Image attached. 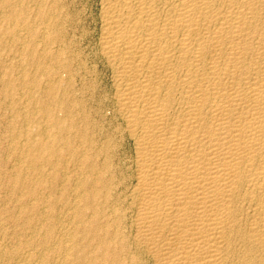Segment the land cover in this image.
<instances>
[{
  "label": "bare ground",
  "instance_id": "obj_1",
  "mask_svg": "<svg viewBox=\"0 0 264 264\" xmlns=\"http://www.w3.org/2000/svg\"><path fill=\"white\" fill-rule=\"evenodd\" d=\"M7 3L1 50L23 40ZM37 3V27L20 24L37 70L0 65V264H264V0H99L122 179L83 108L63 0ZM45 211L63 225L39 235Z\"/></svg>",
  "mask_w": 264,
  "mask_h": 264
},
{
  "label": "rangeland",
  "instance_id": "obj_2",
  "mask_svg": "<svg viewBox=\"0 0 264 264\" xmlns=\"http://www.w3.org/2000/svg\"><path fill=\"white\" fill-rule=\"evenodd\" d=\"M7 1H9V3H7ZM29 1H31V2H29ZM37 1L38 0H35V1L34 0L33 1L32 0H26V1L25 0H23V1L22 0H0V3L2 2L0 4L1 7L4 6L5 3H7V6H9L8 8L6 7L4 9L5 12L8 10H13L15 7V9H16V11H14L15 16H17L16 15L17 13H18L17 18L22 16V19L18 20L19 21L17 23V24H19L18 27H16V30L18 31L21 38L23 39L22 42H18L19 44L16 42H13L11 40V38H9L10 37L9 35H5L4 43H5L6 48L3 50L0 49V65L7 66L9 68V70H15L14 71L15 73L17 72L18 69L27 70L29 68L28 70H31V71H33V69L37 70V68H38L37 66H39V65H37V63L39 62V60H37V58H38V54L40 51V48H39L40 46H37L38 45V38L33 36V35L31 36L28 32H26L27 31L26 29H23L25 27H22L23 26L22 21H25L28 25L32 24L30 26H33L35 24L36 26L34 25V27H37L38 17H37L36 12L38 11V7H39V4L37 3ZM16 2H18V3H16ZM25 2H28V3H26V5L28 7H30L29 9L24 4ZM29 4H30V6H29ZM62 6H63L64 15L66 17L65 18L66 23H65V29H64V36H65V39L70 42V49H71V51L73 53V57L75 59L74 63H73L74 74L75 73L77 74V72L79 71L78 69H81V68H83V69H81V70H83V72L80 70L81 71L80 73L83 76L85 74V76H84L85 78L83 79V81L79 82V84L83 87V94L81 97V99L83 101V108L85 110V113L89 117L91 123L95 124L96 127L98 128V130L99 129L101 130L103 137L111 143L110 156H112L111 160H112V163L114 166V171H115L114 174H115V176L117 175L116 176L117 178L122 179L124 176H126L128 174V172H126L127 170H126V166H125V161L128 159V157L131 154V148H130V143L128 142V140L123 139L122 137H120V135L118 133H116L115 127L117 125V121L113 117V115L110 114L111 112H109V110H108L111 107V104L109 103V100H108L109 99L108 97L110 94L109 77H108V73H106L107 72L106 68L103 66L101 59L99 58V56L96 53L97 50L95 47L97 36H98V25H99L98 24L99 23L98 22L99 0H63ZM25 7L27 9H25ZM23 9H25V11ZM30 9H31V11L29 12L28 10H30ZM26 13L29 15V17L26 16L27 15ZM24 14H25V16H23ZM0 21H1V18H0ZM15 22H17V21H15ZM31 22H33V23H31ZM19 26H21L22 28H19ZM29 38H30V40H29ZM25 39H27V40H25ZM33 40H35V41H33ZM36 40H37V42H36ZM33 42H36L37 44L34 45ZM27 43H29V44H27ZM32 44H33V46H31ZM7 46H9V47H7ZM22 50H24L23 53H22ZM30 50H31V52H29ZM32 50H34V51H32ZM24 54H25V56H27L26 57L27 60H26ZM18 58L20 59V61ZM35 59H36V61H35ZM32 61H34L33 62L34 64L32 63ZM23 63H24V66L22 65ZM26 64L31 65L32 69L30 68V66H27ZM21 65L23 68L21 67ZM2 66H0V70H1ZM79 84H78V86H79ZM107 93H109V94H107ZM66 157L67 156H65V158H64V161H65L64 166L66 168H64L65 170L63 168L61 169V173L64 170L62 174H65V172H68L67 165H68L69 161L66 160L68 158V157L67 158ZM47 168H45V170L47 169L48 171H50V168L49 167H47ZM67 174L68 173H66V175ZM67 187L63 186V183H61L59 186V190H60L59 192L60 193L67 192L69 190V189H67ZM64 202H66V201H64ZM60 204H62V203H59L58 205L61 206ZM46 214H47V212L45 211V213L43 214L44 221H41V220H43V218H41L38 220V222H36V224L38 223L36 225V230L38 229L37 232L39 233V235H43V233L51 231V230L55 229L56 227L60 228L61 227L60 224L63 223V222H61L62 219H59V220H61V221H59L60 222L59 223L58 218H56V217L52 218L51 217L52 218L51 219L48 216V214H47V217L45 218ZM48 217L50 218L49 219L50 221H48ZM44 223H46V224H44ZM47 223L52 225V227L55 226V228L50 229L52 227L50 225H48ZM47 226H48V228H47ZM39 229H41V230H39ZM44 230H47V231L44 232ZM27 232H32V231L27 230ZM34 235L35 234H32V233L29 234V236H31V237ZM54 238H53V241L55 240ZM40 247H42V246H40ZM41 249L42 248H36V250L39 253H42L43 250H41ZM50 263L51 262H49V264Z\"/></svg>",
  "mask_w": 264,
  "mask_h": 264
}]
</instances>
